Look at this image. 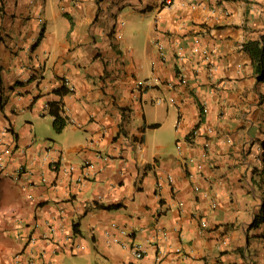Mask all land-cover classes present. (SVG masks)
Returning <instances> with one entry per match:
<instances>
[{
    "label": "crops",
    "instance_id": "crops-1",
    "mask_svg": "<svg viewBox=\"0 0 264 264\" xmlns=\"http://www.w3.org/2000/svg\"><path fill=\"white\" fill-rule=\"evenodd\" d=\"M262 34L264 0H0V264H264Z\"/></svg>",
    "mask_w": 264,
    "mask_h": 264
},
{
    "label": "trees",
    "instance_id": "trees-1",
    "mask_svg": "<svg viewBox=\"0 0 264 264\" xmlns=\"http://www.w3.org/2000/svg\"><path fill=\"white\" fill-rule=\"evenodd\" d=\"M243 48L250 54L254 72L258 80H264V34L259 39L247 40L243 44ZM53 92L58 95H63L68 92V89L63 85L53 89ZM49 113L52 116V126L56 132L62 130L66 125V118L61 115V104L59 101H49ZM155 126L156 123L149 124ZM104 208L112 209L119 207V204L102 205ZM74 231L77 230L74 225Z\"/></svg>",
    "mask_w": 264,
    "mask_h": 264
},
{
    "label": "built area",
    "instance_id": "built-area-1",
    "mask_svg": "<svg viewBox=\"0 0 264 264\" xmlns=\"http://www.w3.org/2000/svg\"><path fill=\"white\" fill-rule=\"evenodd\" d=\"M165 4H170L171 3V0H163ZM195 43V45H191L190 47V50L193 52V53H198V54H204V55H208V50H206L205 48H200L197 43H199V41L197 39H194L193 41ZM186 80V77L184 76V74L180 73V81L181 82H185ZM170 101L172 102V99H170ZM157 102H161L160 99H157ZM9 149L6 147L4 148L3 150L0 151V170L4 169L5 167V155L8 153ZM97 157H101L99 154H97ZM103 160H106L107 159V156H104L102 157ZM57 162H52L50 167L53 169V170H56L58 168V165L56 164ZM87 166H92V163H88ZM72 167L69 168V170H71ZM27 173L29 174L28 172L29 171H26L25 167L23 165H17L16 166V169H15V174H13L11 176L12 179L14 180H18L19 179V176L21 173ZM122 232V230H121ZM29 241L31 243L34 242V239L33 238H29ZM28 241V242H29ZM177 251H180V249H176ZM133 253L136 257H140L142 256V248H140V245L136 244L135 247L133 248ZM12 264H36L35 263V259L34 258H29V259H22V256L20 253H16L14 254L13 256V261H12Z\"/></svg>",
    "mask_w": 264,
    "mask_h": 264
},
{
    "label": "rangeland",
    "instance_id": "rangeland-1",
    "mask_svg": "<svg viewBox=\"0 0 264 264\" xmlns=\"http://www.w3.org/2000/svg\"><path fill=\"white\" fill-rule=\"evenodd\" d=\"M45 119L48 121L47 123H49L51 121V117L49 115H46V118ZM162 129H164L163 130V133H165L166 132V126H163ZM47 130H49L51 133H54L55 132L53 126L50 123H49V125L47 127L44 124L41 125V132L45 133ZM154 133H156V132H154ZM174 146H175V142H174V140H172L171 141V147L174 148Z\"/></svg>",
    "mask_w": 264,
    "mask_h": 264
}]
</instances>
